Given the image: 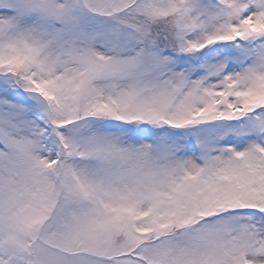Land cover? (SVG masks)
<instances>
[{"label":"snow or ice","instance_id":"snow-or-ice-1","mask_svg":"<svg viewBox=\"0 0 264 264\" xmlns=\"http://www.w3.org/2000/svg\"><path fill=\"white\" fill-rule=\"evenodd\" d=\"M0 264H264V0H0Z\"/></svg>","mask_w":264,"mask_h":264}]
</instances>
